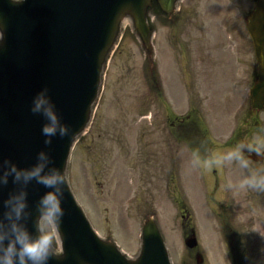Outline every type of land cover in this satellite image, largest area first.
<instances>
[{
  "label": "rangeland",
  "instance_id": "1",
  "mask_svg": "<svg viewBox=\"0 0 264 264\" xmlns=\"http://www.w3.org/2000/svg\"><path fill=\"white\" fill-rule=\"evenodd\" d=\"M256 2L182 0L173 19L156 14L157 82L130 23L125 27L91 128L73 149L68 179L99 234L132 257L144 220L154 214L174 264H197L198 254L201 264L238 258L264 264V247L246 229L252 215L245 213L262 210L241 202L257 190L227 188L248 170L192 164L194 152L204 160L264 137V125L255 124V118L264 122V110L252 109L249 95L256 58L247 18ZM190 123L201 132L199 145L185 130ZM227 216L245 225L238 238L224 229ZM193 232L199 244L189 251L185 241Z\"/></svg>",
  "mask_w": 264,
  "mask_h": 264
},
{
  "label": "water",
  "instance_id": "2",
  "mask_svg": "<svg viewBox=\"0 0 264 264\" xmlns=\"http://www.w3.org/2000/svg\"><path fill=\"white\" fill-rule=\"evenodd\" d=\"M181 0H0V162L11 158L21 167L36 162L46 146L42 127L45 118L31 112L39 90L47 86L71 137L53 138V163L66 168L71 152L87 133L98 105L108 63L130 23L146 54L148 72L158 81L152 18L172 19ZM248 31L259 64V81L251 90L252 105L264 108V0H257L248 17ZM17 186L11 180L0 186L3 201ZM47 189L33 181L28 185L32 216L27 223L35 233L36 203ZM65 214L54 226L60 250L49 264H173L165 238L154 215L142 226L141 251L129 257L111 239L101 237L77 201L69 180L64 189ZM196 237L186 240L191 249ZM202 259L198 257V263Z\"/></svg>",
  "mask_w": 264,
  "mask_h": 264
},
{
  "label": "clouds",
  "instance_id": "3",
  "mask_svg": "<svg viewBox=\"0 0 264 264\" xmlns=\"http://www.w3.org/2000/svg\"><path fill=\"white\" fill-rule=\"evenodd\" d=\"M13 3L20 5L25 0H13ZM4 40L5 30L0 27V43ZM31 112L45 118L41 131L45 137L44 144L49 147L38 152L36 162L31 166L21 167L11 158L0 162V186H7L10 180L17 186L3 201L4 212L0 216V264H49L53 255L58 254L56 235L46 226H59L62 223L65 214L63 196L68 179L66 168L61 169L53 163L50 146L54 137H71L73 131L62 120L47 86L34 96ZM253 153L264 157V137L238 143L231 150L219 155L213 154L204 160L194 152L192 164L201 168L239 165L248 170V175L238 184L229 180L228 190L233 194L244 188L264 191V169L253 170L250 158ZM33 181L47 189L36 203L38 215L35 219V233L27 223L32 216L28 185Z\"/></svg>",
  "mask_w": 264,
  "mask_h": 264
},
{
  "label": "flooded vegetation",
  "instance_id": "4",
  "mask_svg": "<svg viewBox=\"0 0 264 264\" xmlns=\"http://www.w3.org/2000/svg\"><path fill=\"white\" fill-rule=\"evenodd\" d=\"M255 124L260 126V128L262 129L264 122L262 121V118H255ZM249 132L250 131L247 129L246 133H249ZM250 158H254L255 160H257L255 161L251 159L252 167L254 168V170L264 169V157L257 156L255 153H253L251 154ZM247 190H250V189H247ZM253 193L254 194H247L246 198L244 200H241V202L254 203L253 207L259 204L257 207L258 209L261 208L262 211H260V213L259 212H245V213H250L252 215V220L250 224L246 226V229H250V232L256 231V234H258L257 241L261 244V246L264 247V191L257 190V193L255 191ZM254 198H258V199H254ZM234 220L237 223L238 220L236 217L229 216L227 218V222L224 225V229H227L228 232L231 234H235L236 237L238 238V235L240 234V229L245 228V225H243L240 222V226L237 227L234 225ZM258 228H259V231H257ZM239 241L240 239H238V242ZM233 244H235V242H233Z\"/></svg>",
  "mask_w": 264,
  "mask_h": 264
}]
</instances>
